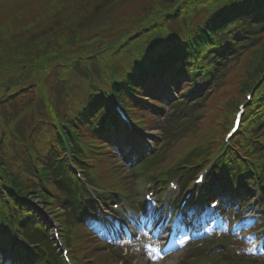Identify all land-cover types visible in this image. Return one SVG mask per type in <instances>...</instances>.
<instances>
[{
	"label": "trees",
	"instance_id": "16d2710c",
	"mask_svg": "<svg viewBox=\"0 0 264 264\" xmlns=\"http://www.w3.org/2000/svg\"><path fill=\"white\" fill-rule=\"evenodd\" d=\"M127 1L114 0L112 4V0H71L62 11L43 18L38 16L24 26L19 32L23 35L10 49H5L9 55L0 58V224L15 226L18 235L30 232L29 235L38 240L47 236L43 226L34 229L36 218L27 211L29 198H37L45 210L55 211L57 222L64 228L72 223L66 220L69 209L65 202L47 199L48 195L39 191V188L44 189L40 181H44L52 193L53 187L57 190L74 179L65 163L64 147H70L77 158L85 157L92 145H99L103 152L107 149L117 154L120 146L114 143V137L122 144L129 133L117 114L116 105L126 116L138 121L135 126L139 128L154 118L159 122L157 119L164 115L170 103L168 90L178 95L172 103L173 113L193 108L200 103L205 90L219 83L216 71L230 56L242 53L243 58L256 48L259 50L260 41L264 39V0H202L207 4L199 20L190 12L198 9L196 6H189V11L186 9L195 0H161L169 4L166 10L146 11L131 32L115 36L98 52L90 53L89 66L68 65L69 59L63 58V64H57L56 68L66 69L67 73L60 74L66 75L64 82L56 78L47 87V82L33 81L35 69L48 67L51 70L52 61L63 56L64 51L58 53L62 46L82 41L83 31L100 26L112 11ZM40 23H43L42 29L51 28L52 32L35 37L37 32H33V27ZM52 39L58 43L49 52L43 51V43ZM256 67L252 78L248 76L241 87L239 102L235 99L225 111L222 106L218 108L216 124L223 132L218 134L216 128V135L211 139L199 133L194 136L197 141L192 142L195 143L182 145L179 154L190 148L195 151L174 167L183 173L181 177L192 175L207 160L208 144L221 145L220 140L232 123V116H229L233 112L228 111L235 103L234 109L243 104L247 94L251 95L250 102L238 134L231 141L230 151L221 163L222 176L229 177V183L224 185L227 192L240 181L264 188V62ZM197 78L203 84L195 89ZM36 84L42 90L49 89L52 98L65 97L71 101L65 108L64 101L56 107L51 101L47 105L42 102L40 105L38 101L35 106L25 107L38 98L32 102ZM21 104L23 111L18 112ZM38 110L44 113L43 118ZM171 116L169 112L164 117L171 119ZM33 118L39 130L30 128ZM134 131L138 134L140 129ZM71 137L76 144L74 147ZM138 142L135 138L136 147ZM27 144L30 149L23 155ZM0 240V253H3V234ZM8 242L13 250H18L14 241ZM85 252L86 247L77 253ZM14 253L18 264L28 259L23 252ZM39 253V264H43L47 251L37 250L36 254Z\"/></svg>",
	"mask_w": 264,
	"mask_h": 264
},
{
	"label": "rangeland",
	"instance_id": "374dc122",
	"mask_svg": "<svg viewBox=\"0 0 264 264\" xmlns=\"http://www.w3.org/2000/svg\"><path fill=\"white\" fill-rule=\"evenodd\" d=\"M71 0H0V58L3 55H9L5 49H10L13 44L16 43L18 37L23 35V33H19L22 31L24 26H27V24L32 23V21L37 18L38 16L40 18H43L45 15L54 14L56 12H60L61 9H64L67 5L70 4ZM112 0V4H113ZM124 1V0H120ZM207 1V0H206ZM161 0H128L127 2H124L121 6L117 7L114 11L107 16L105 20L99 25H96L90 29H87L81 33V39L82 41H76L77 43H73L71 45H64L62 46V49L58 51L59 55L61 52H65L61 58H57L52 61V69L48 67H43L40 69H35L32 72V78L33 81L35 80L38 84L41 82H47V87L51 86L50 82L56 78H59L60 81L64 82V77L66 78V75H63V77L60 74H65L67 72H64L66 69L64 68H56V65L60 63L63 64L62 59H69L68 65H88L89 66V59L87 58L90 53L98 52V49L107 41H110L111 39H115V36L118 35H124L126 32H131L134 27L140 20L142 16H145L144 14L146 11L151 12H157L161 10H166L165 4H161ZM206 2L204 1H198L195 0L193 2H190L186 9L191 7H197L198 9L190 10L192 12L191 16L194 17L196 20H199L202 13H204L203 9L206 6ZM23 8L26 9L23 11ZM62 11V10H61ZM189 11V9H188ZM187 11V12H188ZM16 12H20L19 14H15ZM189 14V13H187ZM129 23V24H128ZM106 25L105 27L102 26ZM43 23H40L39 25H36L33 27V32H37L34 36L40 37L47 35L52 32L51 28H43ZM105 28H108L106 30ZM56 40L52 39L51 41L45 44V48L43 51L49 52L54 46L58 43L55 42ZM260 42V49L257 50L256 48L253 52L249 53L245 57L241 58L237 62L234 63V65H231L228 63L226 65V73L224 75V84L216 90L213 96H211L209 99H207L205 102V110H204V118L199 120L197 123V127L194 130V133L191 134L188 133L185 136V140L183 141H177L175 143V147L170 151H165L164 157L174 158V156L180 155L178 151L182 149L183 146H187L188 144H192L197 141L195 135L206 134L209 139L213 138L214 135H216V128L218 129V134L223 132L222 127H217L216 119L219 114V107H223V110L225 111L242 93L241 87L246 82V78L250 76L251 79L254 72L256 71V66L260 63V65L264 62V39ZM259 47V46H258ZM257 50V51H256ZM10 52V51H9ZM12 52V51H11ZM13 53H15L13 51ZM255 56L257 57L255 59ZM263 58V59H261ZM51 71V72H50ZM69 79L73 80V76L69 75ZM249 79V80H250ZM71 82V81H69ZM70 90H68L69 93ZM33 95L31 96L32 102L34 99L38 96L37 100H35L32 104L27 103L24 106H32L36 105L37 102H41L43 105L49 104V101L56 107V104L59 105L62 104L61 101H64V108L68 105V98L61 97L59 99L52 98L51 91L48 90H42V88H38L36 84L35 90L32 92ZM73 95V94H72ZM70 95V96H72ZM52 98V99H51ZM70 98V97H69ZM51 99V100H50ZM65 99V100H64ZM239 102V101H238ZM236 104V103H235ZM234 104V105H235ZM233 107L228 112H233L229 118L235 115L236 109ZM208 108V112L207 111ZM23 104H21L17 111L21 112L23 111ZM14 113L13 110H10ZM227 112V113H228ZM38 115H40V118H43L44 113H41L39 110L37 111ZM36 113V114H37ZM162 122V121H161ZM223 122V121H222ZM36 121L34 118L31 121L30 128H37L35 127ZM157 126L162 130L164 127L160 124L155 125L154 122L151 123V131L147 132L148 136L154 135L155 138H151L148 136H142L144 141H148L150 144L154 141H158V145L164 141V136L157 137ZM189 141V142H187ZM192 142V143H190ZM26 148V149H25ZM162 148V147H160ZM30 149V144H27V147L23 148V155ZM185 149V148H184ZM106 150V149H105ZM184 151V150H183ZM182 151V152H183ZM89 153V152H88ZM152 154H156V152L152 151ZM112 157V156H111ZM143 157V156H142ZM140 158L139 162L142 161L143 158ZM127 161L126 164H122V168H117L116 171L113 170H106L104 173V179L103 180H109L114 179L116 177L121 178L123 177V173L126 174V181H128V174L131 171L130 169L135 166V162L129 164L128 158H124V161ZM107 162H111L110 160H107ZM109 164V163H106ZM95 166H97V163H94ZM128 166V168L126 167ZM131 166V167H130ZM17 167H20L19 163H17ZM124 178V177H123ZM262 226L264 225V218L262 219ZM96 256V253H95Z\"/></svg>",
	"mask_w": 264,
	"mask_h": 264
},
{
	"label": "snow or ice",
	"instance_id": "6c2138e0",
	"mask_svg": "<svg viewBox=\"0 0 264 264\" xmlns=\"http://www.w3.org/2000/svg\"><path fill=\"white\" fill-rule=\"evenodd\" d=\"M150 213L151 214H156L158 216V211L155 209L154 205L151 208L146 209L144 215L147 216ZM143 235L146 236V235H148V233L147 232H143ZM156 240H160L162 243H166V238H165V232H164V226L163 225L157 231ZM156 240H153L151 242L138 240L137 244L133 245V248H134L135 251H140L141 247H143V249L146 252L156 251ZM253 240H254V238L250 239V242H252ZM0 243H2V240H0Z\"/></svg>",
	"mask_w": 264,
	"mask_h": 264
}]
</instances>
